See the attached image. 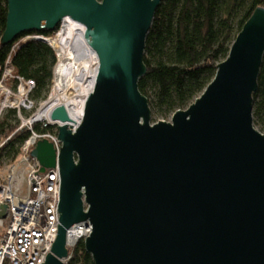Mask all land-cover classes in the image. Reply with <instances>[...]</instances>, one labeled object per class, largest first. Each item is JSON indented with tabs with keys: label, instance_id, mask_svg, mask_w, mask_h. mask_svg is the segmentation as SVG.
Instances as JSON below:
<instances>
[{
	"label": "water",
	"instance_id": "obj_1",
	"mask_svg": "<svg viewBox=\"0 0 264 264\" xmlns=\"http://www.w3.org/2000/svg\"><path fill=\"white\" fill-rule=\"evenodd\" d=\"M160 2L6 1L2 45L68 17L98 59L80 121L58 125L59 150L43 139L31 151L42 171L57 163L60 180L56 238L41 264H64L67 230L80 221L92 226L83 246L94 264H264V134L252 116L264 6L203 92L152 123L138 82ZM23 36L17 51L30 40L49 46Z\"/></svg>",
	"mask_w": 264,
	"mask_h": 264
},
{
	"label": "trees",
	"instance_id": "obj_2",
	"mask_svg": "<svg viewBox=\"0 0 264 264\" xmlns=\"http://www.w3.org/2000/svg\"><path fill=\"white\" fill-rule=\"evenodd\" d=\"M7 0H0V74L1 67L14 42L2 45ZM264 6V0H161L146 37L143 61L146 73L138 82L141 93L148 98L151 117L165 119L178 108L193 101L215 75L218 61L226 58L229 47L252 11ZM46 34V31L27 32ZM27 33L17 36L26 35ZM16 38V39H17ZM52 53L43 41L30 40L14 56L20 77L27 80L39 70L41 90L48 84L49 71L44 65ZM258 88L253 92V124L264 134V54ZM15 109L9 108L0 118V167L5 159L15 161L19 147L30 136L27 126L19 128L11 121ZM36 131L39 126L32 125ZM50 127H44L46 130ZM69 264H94L81 240L74 246Z\"/></svg>",
	"mask_w": 264,
	"mask_h": 264
},
{
	"label": "built area",
	"instance_id": "obj_3",
	"mask_svg": "<svg viewBox=\"0 0 264 264\" xmlns=\"http://www.w3.org/2000/svg\"><path fill=\"white\" fill-rule=\"evenodd\" d=\"M26 83L29 88L35 85L33 79ZM24 121L21 126H26ZM30 131L8 173L0 176V264L44 263L56 238L60 193L58 165L40 170L41 164L31 151L37 141L43 139L59 150L60 141L56 133H38L33 127ZM91 230V224L86 221L70 226L66 233L68 254L62 258L64 264L71 262L74 246L89 236Z\"/></svg>",
	"mask_w": 264,
	"mask_h": 264
},
{
	"label": "bare ground",
	"instance_id": "obj_4",
	"mask_svg": "<svg viewBox=\"0 0 264 264\" xmlns=\"http://www.w3.org/2000/svg\"><path fill=\"white\" fill-rule=\"evenodd\" d=\"M83 29L81 23L66 17L50 34H39L53 48L46 62L52 70V85L48 97L42 100L34 115L28 119V124L44 120L52 125H76L80 121L84 99L95 80L98 61L85 41ZM17 46L14 44L10 48L0 80V113L8 106H25L29 93L30 88L23 82L17 94L5 85L7 77L13 78L17 73L13 60Z\"/></svg>",
	"mask_w": 264,
	"mask_h": 264
},
{
	"label": "rangeland",
	"instance_id": "obj_5",
	"mask_svg": "<svg viewBox=\"0 0 264 264\" xmlns=\"http://www.w3.org/2000/svg\"><path fill=\"white\" fill-rule=\"evenodd\" d=\"M59 27V26H58ZM57 27V28H58ZM56 28V29H57ZM55 29V30H56ZM28 34V33H27ZM47 34H50V33H46L45 35ZM26 37L25 36H20L19 38L16 39V41H18V39H25ZM15 41V42H16ZM14 42V43H15ZM51 47V46H50ZM53 50V48H52ZM48 58V57H47ZM49 59V58H48ZM48 59L44 62V65H46L50 75H49V78H48V84L46 85L45 84V87L42 88L41 90L38 89V84H39V80H40V74L42 72V69L41 67L43 66V64L40 66V68L38 69L39 71L32 77V78H29V79H33V81H35V85L32 86L30 89H29V93L26 97V100H25V106H21L20 108H16V107H12V106H8L6 107L5 109H3L0 113V118L2 117L3 114H5L9 108L11 109H15V113L13 115H10V120L11 121H15V122H18L19 124V128L22 127L21 125H23V120H25L24 123L26 126H28L27 128H32L33 124H36L39 126V131H36L34 128V130L38 133H43L44 131L45 132H48V133H56L57 134V131H58V125L54 124H48L46 121L42 120V121H37V122H32L31 125H29L27 123L28 119L31 118L34 114V112L38 109V107L41 105V102L42 100L46 99L50 93V88H51V85H52V80H51V75H52V70L50 69V67H48L47 65V61ZM219 62V61H218ZM5 65H6V61L4 63V65L1 67V74H0V80L2 79L3 77V74H4V70H5ZM17 71V70H16ZM214 77V76H213ZM27 79V80H29ZM27 80L23 79L22 77H20L18 71L16 73V76H14L13 78H10V77H7L6 81H5V85L6 87H8L13 93H18L19 91V86L20 84L22 83V81L25 82V85L27 84ZM28 85V84H27ZM33 85V84H31ZM30 86V85H29ZM206 88V86H205ZM203 88V90L205 89ZM203 90L201 92H203ZM200 92V93H201ZM198 93V95L200 94ZM197 95V97H198ZM196 97V98H197ZM193 102V101H191ZM184 109V108H183ZM172 113L169 114L167 117H165V119L163 120H170V117H171ZM162 119L161 117H151V120H152V123L154 121H157V120H160ZM44 127H50L49 129H46V130H43L42 129ZM30 134H31V131H30ZM3 143H1V140H0V146L2 145ZM14 161L11 162L10 159H5V161L3 162V166L0 167V176L1 175H5L8 173V170L10 169V165L11 163H13Z\"/></svg>",
	"mask_w": 264,
	"mask_h": 264
}]
</instances>
